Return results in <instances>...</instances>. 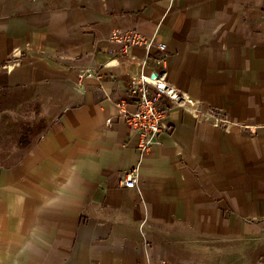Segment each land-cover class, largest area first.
I'll return each instance as SVG.
<instances>
[{
    "label": "crops",
    "instance_id": "obj_1",
    "mask_svg": "<svg viewBox=\"0 0 264 264\" xmlns=\"http://www.w3.org/2000/svg\"><path fill=\"white\" fill-rule=\"evenodd\" d=\"M114 29L166 44L194 108L256 133L174 109L142 151L117 103L151 69ZM4 114L0 264H264V0H0Z\"/></svg>",
    "mask_w": 264,
    "mask_h": 264
},
{
    "label": "built area",
    "instance_id": "obj_2",
    "mask_svg": "<svg viewBox=\"0 0 264 264\" xmlns=\"http://www.w3.org/2000/svg\"><path fill=\"white\" fill-rule=\"evenodd\" d=\"M107 42L119 46L120 53L125 56H128L129 51L135 47L143 48L146 53L142 65L145 70L151 69L150 74L143 72L135 77L131 82L132 95L128 98L130 100H122L117 103V107L120 109V119L131 131L138 134L139 148L142 151H149L158 135L170 130L168 118L174 109H193L197 117L212 120L225 132H230L235 126H239L251 134L256 133V127L237 125L225 115H218L207 107L194 108L198 102L166 79V44H158L154 38L146 37L135 29H114ZM160 53L162 54L160 55ZM92 78L100 79L89 67L79 73L81 82ZM130 103L135 105L134 111L129 109ZM108 123L111 121L108 120ZM137 174L136 171H132L126 177L123 185L128 189L136 188Z\"/></svg>",
    "mask_w": 264,
    "mask_h": 264
},
{
    "label": "rangeland",
    "instance_id": "obj_3",
    "mask_svg": "<svg viewBox=\"0 0 264 264\" xmlns=\"http://www.w3.org/2000/svg\"><path fill=\"white\" fill-rule=\"evenodd\" d=\"M10 98V97H9ZM6 117L0 118V121H7L9 119V116H7L6 114H4ZM2 123V122H0ZM3 124V123H2Z\"/></svg>",
    "mask_w": 264,
    "mask_h": 264
}]
</instances>
